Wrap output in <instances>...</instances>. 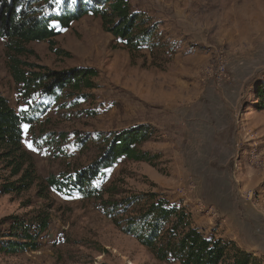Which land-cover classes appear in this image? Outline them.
Listing matches in <instances>:
<instances>
[{
    "label": "rangeland",
    "instance_id": "rangeland-1",
    "mask_svg": "<svg viewBox=\"0 0 264 264\" xmlns=\"http://www.w3.org/2000/svg\"><path fill=\"white\" fill-rule=\"evenodd\" d=\"M128 1L156 27L150 50L129 52L91 15L60 30L56 51L47 41L26 45L33 51L21 57L27 62L94 68L95 87L63 93L23 124L27 133L22 125L26 158L2 157L0 149V183L32 165L44 185L91 163L101 137L146 124L152 134L138 148L150 160L120 158L99 184L112 191L103 198L160 194L204 236L233 242L264 264V109L255 108L254 95L264 80V0ZM17 89L0 38V93L25 109ZM41 191L0 194V243L7 216L49 217L37 250L0 251V264H178L120 231L96 197Z\"/></svg>",
    "mask_w": 264,
    "mask_h": 264
},
{
    "label": "trees",
    "instance_id": "trees-1",
    "mask_svg": "<svg viewBox=\"0 0 264 264\" xmlns=\"http://www.w3.org/2000/svg\"><path fill=\"white\" fill-rule=\"evenodd\" d=\"M91 15L99 18L103 29L112 34L129 52L150 50L156 27L144 13L134 11L128 0H0V38L5 39L6 66L18 94L27 105L14 109L0 93V149L2 157H24L20 151L22 125L32 116L42 114L57 104L63 93L73 95L95 87L97 71L91 67L52 70L30 63L21 57L33 54L26 45L47 41L51 50L53 38L73 21ZM255 108L264 109V80L254 87ZM40 98V101L38 99ZM152 132L140 124L101 137L100 154L91 163L71 173L50 175L45 184L37 183L32 165H27L19 179L0 183V194L20 193L32 186L43 191L51 188L63 194H77L83 199L96 197L103 214L125 234L135 238L158 260H174L178 264H262L261 260L233 242L204 236L191 226L188 213L170 204L160 194L142 193L113 199L111 188L101 189L106 170L120 158L149 161V155L138 146ZM42 190V189H40ZM40 192V191H39ZM42 194V193H41ZM8 229L0 243V251L15 254L39 247V238L49 226L46 213L30 216L10 215L5 218Z\"/></svg>",
    "mask_w": 264,
    "mask_h": 264
},
{
    "label": "snow or ice",
    "instance_id": "snow-or-ice-1",
    "mask_svg": "<svg viewBox=\"0 0 264 264\" xmlns=\"http://www.w3.org/2000/svg\"><path fill=\"white\" fill-rule=\"evenodd\" d=\"M72 2L75 3V0H72ZM55 3H56L57 5H59L60 0H55ZM28 127H29V126H28L27 124L23 125V129H24V132H25V133H27V131H28ZM27 146H28L30 149H32L33 151L36 150L35 148H33V145H32L31 142H28Z\"/></svg>",
    "mask_w": 264,
    "mask_h": 264
},
{
    "label": "bare ground",
    "instance_id": "bare-ground-1",
    "mask_svg": "<svg viewBox=\"0 0 264 264\" xmlns=\"http://www.w3.org/2000/svg\"><path fill=\"white\" fill-rule=\"evenodd\" d=\"M216 151V150H215Z\"/></svg>",
    "mask_w": 264,
    "mask_h": 264
}]
</instances>
